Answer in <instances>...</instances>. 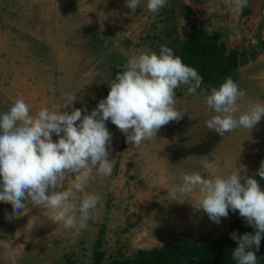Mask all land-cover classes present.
<instances>
[{"label": "rangeland", "instance_id": "obj_1", "mask_svg": "<svg viewBox=\"0 0 264 264\" xmlns=\"http://www.w3.org/2000/svg\"><path fill=\"white\" fill-rule=\"evenodd\" d=\"M125 3L0 0V114L18 98L32 106L33 114L43 107L63 110L73 94L76 100L67 110L90 113L107 97L115 65L141 52L159 54L162 45L176 54L183 31L200 22L217 29L227 48L255 49V57L240 64L232 79L245 92L241 111L249 103L264 102V0H248L249 11L240 13L230 11L225 0H168L158 13L147 9V0L136 11ZM209 6L218 10L207 14ZM187 88L176 89L183 118L139 147L126 143L125 134L106 122L115 170L87 181L85 192L99 194L102 201L86 228L65 229L52 222L51 210L31 203L17 217L10 203L0 202V264H92L98 237L107 262L168 242H202L225 234L238 211L229 209L217 224L195 208L198 192L180 203L168 190L183 173L207 176L204 160L214 163L217 175L237 168L254 175L264 161V117L250 132L238 128L222 137L205 124L216 114L206 104L212 89L188 94ZM78 178L83 179L70 176L69 183ZM82 195L77 193V201Z\"/></svg>", "mask_w": 264, "mask_h": 264}, {"label": "clouds", "instance_id": "obj_2", "mask_svg": "<svg viewBox=\"0 0 264 264\" xmlns=\"http://www.w3.org/2000/svg\"><path fill=\"white\" fill-rule=\"evenodd\" d=\"M225 3L230 11L240 13L248 0ZM140 4L141 0H126L125 7L136 11ZM167 4L168 0H147L146 6L158 13ZM206 9L207 14L218 10L211 6ZM214 30L205 25V32ZM202 82L194 67L186 65L171 47L162 45L159 54L141 52L129 57L124 70L109 82L107 97L90 113L81 108L67 110L75 102V94L63 110L43 107L35 114L30 104L16 99L0 114V202L10 203L17 217L31 203L51 210L52 222L65 229L86 228L102 201L99 194L85 192L87 181L111 176L114 167L109 158L112 133L106 122L111 120L125 134L126 143L139 147L156 137L163 126L183 118L185 112L176 108V89L187 85L188 94H195ZM244 96L231 78L212 88L206 104L216 114L205 122L207 129L222 137L238 128L250 132L264 117V102L249 103L241 111L239 101ZM54 134L58 140L53 139ZM202 167L207 176L199 171L183 173L181 182L168 190L173 201L183 203L198 192L195 208L217 224L228 216L229 209L238 211L256 231L230 235L238 242L232 257L237 264H258L253 248L258 250L264 237V188L260 183L264 180V161L252 176L243 175L239 168L226 176L217 175L209 160L202 161ZM70 176L83 179L69 183ZM77 193L83 194L79 201Z\"/></svg>", "mask_w": 264, "mask_h": 264}, {"label": "trees", "instance_id": "obj_3", "mask_svg": "<svg viewBox=\"0 0 264 264\" xmlns=\"http://www.w3.org/2000/svg\"><path fill=\"white\" fill-rule=\"evenodd\" d=\"M189 10L188 6H185ZM245 7L243 12H248ZM208 23H192L183 31V39L178 42L176 54L183 62L194 67L203 77L200 89L216 88L233 78L237 67L255 57V49L239 47L227 48L221 40V33L215 29L211 34L204 31ZM124 70V65L119 63L114 66L113 76ZM115 170V167L114 169ZM259 179V177H256ZM261 184L264 180L260 181ZM255 229L241 216L233 219L228 231L218 237L197 242L191 238L177 242H168L161 246L149 249H139L133 257L114 258L103 261L101 238L98 237L93 248L92 264H237L232 257V252L238 246V242L230 238L235 232L238 235L244 233L255 234ZM258 264H264V237H262L259 249L253 248Z\"/></svg>", "mask_w": 264, "mask_h": 264}]
</instances>
